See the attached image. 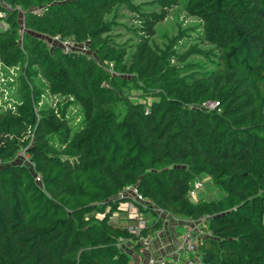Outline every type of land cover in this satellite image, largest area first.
I'll return each mask as SVG.
<instances>
[{
	"label": "trees",
	"instance_id": "16d2710c",
	"mask_svg": "<svg viewBox=\"0 0 264 264\" xmlns=\"http://www.w3.org/2000/svg\"><path fill=\"white\" fill-rule=\"evenodd\" d=\"M5 1L25 28L0 31V264H131L120 239L163 213L199 223L202 264H264V0ZM175 7L197 22L160 45ZM202 173L223 196L193 197Z\"/></svg>",
	"mask_w": 264,
	"mask_h": 264
},
{
	"label": "rangeland",
	"instance_id": "374dc122",
	"mask_svg": "<svg viewBox=\"0 0 264 264\" xmlns=\"http://www.w3.org/2000/svg\"><path fill=\"white\" fill-rule=\"evenodd\" d=\"M15 10H17V7H12L9 4H5L4 0H0V27L4 28V27H7L9 25V22L7 20L9 13L12 11H15ZM121 15H122L120 18L121 21L126 23L127 25H136L137 24L136 20L133 19V16H132L133 14L128 12L127 10H122ZM18 17L20 18V13L18 14ZM195 22H197L195 17L189 15L182 8L175 7L170 11L167 18L159 24L158 32L152 39L155 40L158 44L162 45L164 43V41H166V39H164L162 37L163 32H166L168 35H174L182 27H185V26L189 25L190 23L194 24ZM118 33L121 35L118 38L119 41H125L128 39H132L130 41L131 45H133L132 43L136 42V36H135V34L130 32L129 28H125V29L123 28L122 30H119ZM0 76H2V75H0ZM2 80L3 79L0 78V81H2ZM3 95H4L3 99H5V93H3ZM0 97H1V95H0ZM151 100L152 99L149 98L148 102H150ZM212 104H214V106H216L217 102L215 101V102L205 103V105H207L208 107H212L213 106ZM20 154L22 155V157L17 158V160H15V161H18L20 163H26L27 165H29L31 163L29 156L27 154H24L23 152H21ZM195 180H199L201 182V187L198 188L196 190V193L193 195V197L195 199L199 198L200 196H203V197L210 199V200H216V199L220 198L221 196H223L224 192L213 183L212 178L209 176V174L202 173L200 175V177H197ZM122 206L128 208L130 211H123V212H117L116 211V212H114V214L111 215L109 218V221L111 223L117 224L121 219H124V218L130 216L131 212H133L135 209L134 203H132V202L123 203ZM105 211L107 213H109L110 207H107ZM135 213H136V211L133 214H135ZM163 214L166 215L167 213L166 214L163 213ZM97 216L102 217V216H104V214L101 212H97ZM185 223L186 224L188 223L187 219L185 220ZM183 230H184V227H182V229L179 230L180 234L183 232ZM197 231H198V229H197ZM196 234H197V236H199L198 235L199 232H196ZM134 241H135L134 239L129 240L128 245H132L134 243ZM185 255L186 254H184L183 256L181 255V256H179V258H183Z\"/></svg>",
	"mask_w": 264,
	"mask_h": 264
},
{
	"label": "built area",
	"instance_id": "2783aa9c",
	"mask_svg": "<svg viewBox=\"0 0 264 264\" xmlns=\"http://www.w3.org/2000/svg\"><path fill=\"white\" fill-rule=\"evenodd\" d=\"M4 3L8 4L5 0H4ZM43 8L44 7H35V8L32 9V11L35 12V13H39V12L43 11ZM17 9L20 11V18H19L21 20V28H20V30H21V33H23L24 28H25V26H24L25 13L21 9L20 6H18ZM8 27H9V25L7 27H4V28L0 27V31L1 30H6ZM50 41L52 43H54V44L55 43L56 44L57 43L60 44L63 47L64 51H66V52L70 51L73 47H76V45L74 43H71V42H68V41H65V40L63 41L59 36L50 37ZM82 48L83 49H88L86 47H82ZM214 104H212V105L214 106ZM204 106L208 107L207 105H204ZM1 163L2 162L0 161V164ZM37 179L39 180L40 177L37 176ZM195 187L196 188L201 187V182L197 181L195 183ZM127 191L132 193L131 196L134 198L135 201H142L144 203H148L146 201V199L137 191L136 187L129 186L127 188ZM191 194L192 195L195 194V190L194 189L191 190ZM160 213H162V211H160ZM164 221H165V217H164ZM187 222H188L187 224L186 223L184 224V230L180 234V244H179L180 253H183V255L184 254H186V255L183 258H179V256H181V255H178L177 258L174 259V261L175 262H179V261L180 262H184L185 261L188 264H202L201 263V258L197 254L198 251H199V244H200V239H201L196 234L197 229H198L197 224H199V223L196 220H194V219H187ZM141 225H143V224H141ZM135 231L138 234L140 232V229H135ZM158 233H157V235H158ZM156 236L150 235V236H147V237H140V238H138V239H136L134 241L135 243L138 242V243L141 244L140 251H139L140 253L139 254L144 257V259L146 261V264H158L159 261L164 259V258L157 257L154 254V252H153V243H154V240H155ZM120 240H121L120 243H121L122 247L126 248L127 245L129 244V240H131V239L121 238Z\"/></svg>",
	"mask_w": 264,
	"mask_h": 264
},
{
	"label": "crops",
	"instance_id": "0c3cea01",
	"mask_svg": "<svg viewBox=\"0 0 264 264\" xmlns=\"http://www.w3.org/2000/svg\"><path fill=\"white\" fill-rule=\"evenodd\" d=\"M131 212L133 216L134 212ZM129 217V216H128ZM185 218H177L170 214L165 215V223L161 231L155 237L153 243V252L157 257L164 258L166 256L170 257L171 260L177 258L178 255H183L180 253V229L184 227ZM132 225L137 224L135 220L130 221ZM176 244V245H175ZM175 245V246H174ZM126 250L132 256L131 264H146V261L142 255L135 250L134 245H128Z\"/></svg>",
	"mask_w": 264,
	"mask_h": 264
}]
</instances>
